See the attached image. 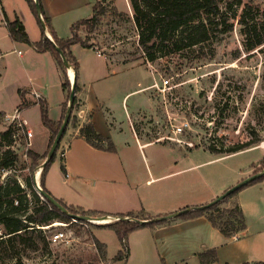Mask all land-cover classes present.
I'll return each instance as SVG.
<instances>
[{
	"label": "rangeland",
	"instance_id": "1",
	"mask_svg": "<svg viewBox=\"0 0 264 264\" xmlns=\"http://www.w3.org/2000/svg\"><path fill=\"white\" fill-rule=\"evenodd\" d=\"M103 3L105 11L100 16L101 22L95 32L89 33L85 25H80L77 29L79 37H90L92 48L101 53L114 68L109 71L108 77L97 81L95 85L98 86L96 88L101 106L109 111L115 125L126 123V109L130 112L139 108L145 110L137 117L133 115L135 132L144 141L166 134V126H170L169 116L174 123L186 118L192 126L183 137L204 145L191 149L185 145L181 148L171 142L159 141L158 144L146 147L147 163L139 153V160L133 161L131 169L122 173L125 175L130 171L139 176L140 186L144 188L142 184L149 176L148 163L153 165V169L158 164L162 172L202 163L197 167L193 166L188 173L149 183L144 190L147 192L159 187L163 197L169 190H179L177 193L180 197L182 189H185L187 193L184 199L191 200V186L197 189L200 187L204 193H220L216 195L219 197L240 181L264 170V0H222L226 24L215 33L217 38L203 46L206 53H214V56L197 58L200 54L196 48L194 51L170 53L154 61L150 60L157 76L171 77L172 83L178 85L177 88L172 90L173 94L169 95V99L166 95L145 88L139 93L130 94L125 101V93L151 84L152 76L146 63L147 56L138 44V31L132 20L134 12L130 0H105ZM244 7L249 9L246 19L257 24V32L251 29L253 32L249 33L247 26L239 23ZM227 23H233V28L225 31ZM5 32V29L0 28V44L3 51L7 52L0 57V113H5L0 117V133L12 122L11 115L15 113V109L20 108L19 89L30 86L24 59L13 50L11 40L2 37ZM253 42H257V46L247 49ZM82 59V71H88L90 67L97 70L102 68L103 60L95 52H84ZM24 115L30 122V128L34 130L33 148L40 153L45 152L52 133L41 121L39 106H32ZM156 118L160 121V127L153 124ZM125 123L124 133L116 136L120 141L124 137V140L132 143L131 133ZM70 124L74 125L73 122ZM247 141L252 143L243 150L233 153L228 150ZM25 143L16 144L20 160L12 169L0 171V183L17 180L26 189L29 203L32 204L35 199L25 180L30 175L28 166L31 163L27 150L32 147L28 141ZM65 146L62 141L47 179L49 185L56 190L72 194V176L77 174L73 169L70 170V177L65 182V171L62 169ZM215 149H221L222 152ZM133 150L139 152L138 148ZM152 151L161 154L152 158ZM226 154L231 155L224 157ZM219 157L221 158L216 161H210ZM41 173L42 168L33 175V178L36 175L40 185ZM88 178L89 188L94 184H101L98 176ZM35 190L40 199L45 201L36 187ZM230 200L234 203L228 204ZM237 204L244 212L246 229L235 237L225 236L219 230L208 232L181 220L182 224L176 226L170 225L158 230L147 226L131 232L126 250L111 225L124 220L136 221L138 216H145L139 211L140 207H137L133 215H99L107 216L108 222L105 223L96 222L97 220L77 221L74 224L55 221L50 227L39 226L48 237V248L43 244L37 251L20 248L19 257L10 258L7 256L6 245L0 244V264L264 262V179L250 183L234 196L226 197L219 205L223 210L233 209ZM163 216L165 215L152 214L154 218ZM58 230L65 231L66 240L53 242L50 238ZM2 234L3 228L0 226V235ZM97 239L105 245L103 253L96 243ZM122 249H125L124 258L118 260L117 255ZM213 249L216 251V260L202 263L200 253Z\"/></svg>",
	"mask_w": 264,
	"mask_h": 264
},
{
	"label": "crops",
	"instance_id": "2",
	"mask_svg": "<svg viewBox=\"0 0 264 264\" xmlns=\"http://www.w3.org/2000/svg\"><path fill=\"white\" fill-rule=\"evenodd\" d=\"M98 1L100 0H40L45 14L50 18L53 31L58 37L63 39L72 37V26L74 24L80 23L93 16L94 8ZM6 16L11 21L19 17L23 22L32 43L42 39V24L34 14L27 0H0V28L6 30L2 37L11 40L13 50L18 53L21 59H24L25 67L28 68L29 73L30 86L19 89L20 96V91H22L29 102L27 106L22 108V116L28 120L24 115L25 111L32 106H39L40 108L39 102L44 101L48 104L50 118L56 122L61 121L64 104L67 98L66 92L62 87V69L50 51L40 52L27 42L14 40L8 30ZM46 35L54 41V36L50 28L46 29ZM71 51L77 58L79 65L78 71H76L73 66L70 69H67L70 81L72 79L70 70H73V72L76 73V84L78 85L76 97L78 107H75L74 114L77 116L78 121L76 125H69L62 140L66 145L63 153V164L65 166L64 180L65 182L68 180L70 177L69 172L72 169L77 175L72 176V194H69L68 191L62 192L56 190L55 187L53 188V186L49 185L47 179L48 176H46V187L51 194L55 198L61 199L69 205L81 207L85 210L102 211L108 215H126L133 213L137 207H140L139 211H145L148 217H152V214L168 215L178 213L185 208L191 209L196 206L205 205L210 200H214V198L217 197L216 195H219L220 193H204L200 187L198 189L193 188L192 186L190 187L189 192L192 193L193 197L191 200L184 199V195L187 193L185 189H182V195H180V197L179 193H177L179 190H169L166 192L165 197L161 195L162 193L159 187L151 191H144L146 187L149 186V183H155L159 180L188 173L193 166L197 167V165H201L202 163L176 170H163V172L159 169L158 164H156V168L153 169V165L148 163L149 176L145 180V183L142 184L144 188L140 186L141 179L139 176L134 175L130 171L127 174L125 173V175L122 173L131 169L133 161L135 162L139 160V153L147 163L148 155L145 151L146 147L158 144V142L155 141V137L150 141H144L135 132L136 124L133 123V115L137 117L145 110L139 108L134 112H130L126 109V123L120 122L119 125H115V121L113 122L111 120L112 116L109 111L105 109L103 105L101 106L96 88L98 86H95L97 81L108 77L109 71L114 68L110 66L107 59L101 53L93 48L84 47L80 43H75L71 45ZM86 51L95 52L97 57L103 60L101 69L97 70L90 67L88 71H82V54ZM6 53L7 52L3 51L0 44V57H3ZM150 85L151 84L140 86L139 88L125 93L123 101H125L130 94L134 92L139 93ZM21 102L19 103V106ZM88 123H92L99 134L112 142V149L97 148L88 142L85 136L80 132L81 128ZM124 123L127 125L131 133L130 138L132 143H129L128 140H124V137L121 141L117 138L118 135L124 133ZM30 129L34 133V130L32 128ZM33 138L34 134L32 139ZM32 139L31 147L35 150L33 148ZM50 141L51 136L49 144ZM173 145L181 148L183 147V145L176 143H173ZM48 148L49 145L47 146L46 151ZM133 148H138L139 152L133 150ZM45 152L38 153L44 154ZM156 154L161 153L152 151L151 157L155 158ZM228 155L231 154H226L224 157ZM220 158L221 157L211 159L210 161H216ZM66 174L69 176L66 177ZM90 176H95V178L98 176L101 184H94L92 188H89L87 180ZM134 192H136V194ZM231 201L232 200L228 201V204L234 203ZM225 207H227V205H225ZM181 220H185L186 223L192 224L193 226L202 227L208 232H214L215 230L220 231L218 227L212 224L206 214L188 219L177 216L169 218L164 223L152 227H154L155 230H158L170 225L176 226L182 224Z\"/></svg>",
	"mask_w": 264,
	"mask_h": 264
},
{
	"label": "trees",
	"instance_id": "3",
	"mask_svg": "<svg viewBox=\"0 0 264 264\" xmlns=\"http://www.w3.org/2000/svg\"><path fill=\"white\" fill-rule=\"evenodd\" d=\"M104 1L105 0H100L96 3L94 14L91 18L85 19L72 26L73 35L68 39L58 37L53 31L50 18L45 14L40 0H27L34 14L42 24L43 35L40 41L33 43L30 41L26 28L19 17L13 21L9 20L7 16L5 17L9 33L14 40L27 42L40 52L50 51L53 54L62 69V87L67 96V100L64 104L62 120L59 122L50 118L48 113V104L44 101L39 102L42 123L50 129L52 136L49 148L44 154H40L33 149L27 150V155L31 159V163L28 166L30 175L25 180L27 187L32 191L35 199L34 202L32 204L29 203L30 201L26 189L22 187L17 180L14 179L8 183H0V226L3 228V234L0 235V244L6 245L7 256L10 258H18L20 255V248L37 251L40 249L42 244L46 248L49 247L48 237L43 233L42 227L39 226L50 225L55 221H64L72 224L77 222L52 202L40 199L35 190L33 175L40 168H42V188L51 194L46 187V176L51 163L56 158L57 152L45 166H43V163L48 157L49 149L66 116L72 89V84L67 74L68 68L65 65L58 49L62 50L70 65L78 71V60L71 51V45L80 43L84 47H93V44L90 43L91 38L86 37V39H83L79 37L77 29L80 25H85L87 27L86 30L89 33L95 32L97 25L101 22L100 16L103 15L105 11ZM221 1L222 0H130L134 12L132 20L138 31L139 47L151 61L170 53H182L186 50L194 51L197 49L200 54L197 58L206 56L212 58L214 53H206V51L203 50V46L210 40L217 38L218 35H215V33L219 32L223 25L226 24ZM37 3H39L41 7V13L37 11ZM248 14L249 9L244 7L239 23L247 26L249 33L252 30L257 32V24H254V22L251 23V21L246 19ZM49 28L54 36V41L46 35V29ZM225 28L226 27H224L225 31L232 29L233 23H227V29ZM256 46L257 42H253L247 46V49L251 50ZM77 89L78 85L76 84V90ZM20 93L22 96V102L19 107L23 108L24 106H27L29 102L25 98L23 92L20 91ZM76 105L77 97H75L73 108H75ZM4 114V112H1L0 117ZM77 121V116L72 114L69 123L73 122L74 125H76ZM21 130V127L12 123L9 124L6 130L0 133V171L3 169H12L19 162V147L17 146L18 148H16V144H24L25 141L27 142L25 134L21 132ZM18 132H20V135L15 137ZM66 132L67 128L64 132L62 140ZM80 132L85 136L88 142L97 148H113L112 142L109 141V139H106L103 135L99 134L95 130L92 123L84 125ZM251 143V141H247L241 145L230 147L228 150L231 151L230 153L237 152L250 146ZM215 150L222 152L221 149ZM62 169L65 170L64 164H62ZM263 179L264 175L253 182ZM236 192L232 193L227 198L234 196ZM57 200L72 213L90 215L94 218L99 217V215H106V213L102 211L85 210L81 207L69 205L61 199ZM219 204L220 202L202 210H191L180 214L178 217L188 219L206 214L212 224L218 227L220 231L228 237H233L242 230L246 229L245 216L240 205L237 204L233 209L221 210ZM130 215H133V213H130ZM142 215L146 216L147 213L142 211ZM145 216H138L136 221L130 222L128 220H124L120 223L111 225L126 250L127 239L131 232L142 227H152L166 221L155 220L154 217ZM149 218L150 220L148 222H140V220ZM79 221L89 222L78 220V222ZM96 243L99 245L100 250L103 253L105 245L98 239L96 240ZM124 250L125 249L120 250L117 255L118 260L124 258ZM216 257V251L214 249L200 253L202 263L214 262ZM254 264H264V262H256Z\"/></svg>",
	"mask_w": 264,
	"mask_h": 264
},
{
	"label": "built area",
	"instance_id": "4",
	"mask_svg": "<svg viewBox=\"0 0 264 264\" xmlns=\"http://www.w3.org/2000/svg\"><path fill=\"white\" fill-rule=\"evenodd\" d=\"M146 63L149 68V71L152 76V83L148 87L152 90H154V93L159 92L161 95H166L165 97L169 99V95L173 94V89L177 88L178 85L173 84L171 81V77L167 76H161L158 77L152 63L148 58H146ZM171 101V97H170ZM170 115V114H169ZM11 120L12 123L18 125L19 127L22 128L21 132L25 134V137L28 141V144H31V139L33 137V131L28 127L29 122L26 118L22 116V108H17L15 110V113L11 115ZM160 121L156 118L153 121V124L156 126H159ZM169 122L170 126L169 128L166 126L167 130L165 131L166 134H160L159 136L155 137V141L159 142H173L179 145H185L189 148H196V147H203L204 145H201V142H195L193 140H188L184 138L183 136L185 133L191 128V122L184 118L181 119L179 122H172L169 116ZM160 127V126H159ZM157 132V131H156ZM224 134V133H223ZM20 135V132H18L15 137H18ZM69 175L66 174V177ZM53 226V224L47 225V227ZM53 242H58V241H64L66 240V233L63 230H58L53 236L50 238Z\"/></svg>",
	"mask_w": 264,
	"mask_h": 264
},
{
	"label": "water",
	"instance_id": "5",
	"mask_svg": "<svg viewBox=\"0 0 264 264\" xmlns=\"http://www.w3.org/2000/svg\"><path fill=\"white\" fill-rule=\"evenodd\" d=\"M37 11L39 13H41V7H40L39 3H37ZM43 25H44V23H43ZM58 50L61 53V56L63 58L65 65L67 66L68 69H70L72 66L68 62L65 54L62 52V50H60V49H58ZM71 83H72V89H71V93H70V99H69V105H68L69 107H68L66 116L63 120V123H62V125H61L50 149H49L48 157H47L46 161L43 163V166H45L56 154L57 149L60 146V143L62 141V137L64 135V132L69 125L70 118L72 115V109H73V105H74V101H75V97H76V95H75L76 94V73H75L74 78L71 79ZM263 175H264V170L257 172V173H254L253 175L247 177L246 179L240 181L239 183H237L236 185H234L233 187L228 189L224 194L220 195L219 197H217L216 199H214L212 202H210L208 204L196 206V207H193L191 209L186 208V209L179 211L178 213H172V214L165 215L163 217L155 218V220H167L169 218L177 217L180 214H183L185 212H189L191 210H202V209L209 208V207L221 202L222 200H224L226 197H228L232 193H234V192L238 191L239 189H241L242 187L252 183L253 181H255L256 179H258L259 177H261ZM34 183H35L36 189L39 191V194L42 195L46 201H50L53 204H55L62 211L67 213L74 221L83 220V221L95 222V220H102V219L107 218V216H101V217L94 218L90 215H80L77 213L69 212L67 210V208L62 203H60V201L57 200V198H55L52 194H50L49 192H47L46 190H44L42 188V186L40 185V183L37 180L36 175L34 177ZM149 220L150 219H143V220H140V222H148Z\"/></svg>",
	"mask_w": 264,
	"mask_h": 264
},
{
	"label": "bare ground",
	"instance_id": "6",
	"mask_svg": "<svg viewBox=\"0 0 264 264\" xmlns=\"http://www.w3.org/2000/svg\"><path fill=\"white\" fill-rule=\"evenodd\" d=\"M70 75H71V78L73 79L74 76H75V73L73 72V70H70ZM38 176V175H37ZM39 177V176H38ZM96 221V220H95ZM96 222H99V223H105V222H108V219H102V220H97ZM55 224H59V223H55Z\"/></svg>",
	"mask_w": 264,
	"mask_h": 264
}]
</instances>
